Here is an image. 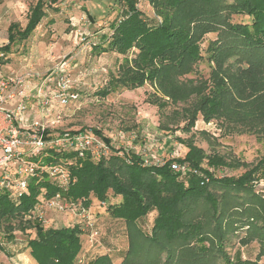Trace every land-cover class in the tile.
<instances>
[{
	"label": "trees",
	"instance_id": "1",
	"mask_svg": "<svg viewBox=\"0 0 264 264\" xmlns=\"http://www.w3.org/2000/svg\"><path fill=\"white\" fill-rule=\"evenodd\" d=\"M61 1L37 0L24 27L11 22L8 42L0 46V62H8L13 47L28 40L50 10L58 12ZM146 1L159 20H148L139 8L140 0H120V17L110 24L112 33L103 34L94 45L98 54L122 56L99 94L149 83L154 91L148 102L160 113L170 105L188 104L174 110L175 117L185 121L183 129L190 131L201 117L205 122L217 119L225 131L247 125L264 137V100L259 103L264 99L260 93L264 89V0ZM235 15L243 20L235 21ZM210 33L217 36L205 49L211 64L208 78L198 82L185 78L204 57L202 44ZM257 119L260 122L254 124ZM94 130L111 152L97 158L90 151L80 155L74 150L45 149L31 158L39 165L66 169L71 176L67 185L61 186L44 170L30 179L22 196L0 192V226L11 241L15 230L32 232L26 245L38 264H78L83 250L80 224L45 225L33 214L38 202L57 194L74 207L91 208L97 198L107 205L109 217L125 223L128 247L120 251V262L104 252L87 264H259L264 257V196L255 184L264 179V155L238 176L215 177L212 166L220 171L245 164L207 152L192 137L179 138L186 148L184 156L146 164L139 150L116 148L109 137ZM173 162L186 164L187 172L172 169ZM110 194L115 203L107 204ZM151 212H155L153 226L146 232L139 222ZM244 228L242 243H259L255 260L240 255L235 260L227 249L230 235Z\"/></svg>",
	"mask_w": 264,
	"mask_h": 264
},
{
	"label": "rangeland",
	"instance_id": "2",
	"mask_svg": "<svg viewBox=\"0 0 264 264\" xmlns=\"http://www.w3.org/2000/svg\"><path fill=\"white\" fill-rule=\"evenodd\" d=\"M36 1L0 0V46L8 42V27L11 22H19L22 27L26 25L30 6ZM138 5L151 23L159 20L148 1L140 0ZM59 8L58 12L49 11L28 40L13 47V52L8 55V62H0V74L14 72L26 76L29 93H33L42 82L56 92H61L57 84L58 78L65 76L70 79L69 92H77L79 96L67 104L54 99V106L48 111L47 117L50 120L60 115L54 131L84 129L95 132L94 129H99L112 140L116 148L139 150L151 163H162L174 156H184L186 148L179 138L192 137L207 152L214 151L224 155L229 161L239 160L245 164L238 169L223 167L220 171L219 167L212 166L210 172L215 177L220 174L238 176L264 155L263 135L251 131L247 125L240 130L225 131L217 119L205 122L200 117L193 129H183L185 121L182 116L175 117L174 110L188 104L182 102L178 106L170 105L160 113L157 106L148 102L150 93L154 91L149 83L134 90L119 88L107 96H101L99 90L107 83L110 72L117 70L122 56L114 52L98 54L93 47L102 40L103 34L112 33L110 24L120 17V0H62ZM234 20L241 21L243 16L235 15ZM216 36V33L206 35L202 44L204 57L194 73L185 78L196 82L208 78L211 64L205 49L209 40ZM260 91L264 94V89ZM262 100L264 99L259 100V103ZM27 101L30 118L41 117L43 109L39 99L30 97ZM252 102L254 100L249 103ZM259 122L257 119L254 124ZM166 126L169 128L166 129ZM255 190L264 196V179L255 184ZM113 199L115 197L110 194L107 204L115 203ZM119 201L118 197L117 202ZM78 209H71L70 205L63 210L44 206L34 216L45 221V225L61 227L74 223L75 218L79 219V214H76ZM106 209V204H102L97 198L92 199L90 217L100 236L95 241L84 237L83 242L91 247L92 254L89 258L108 252L113 255L115 263H118L122 256L120 251L128 247L127 232L124 221L105 217ZM99 215L105 218L101 219ZM154 216L155 212H151L140 220L139 223L146 232H151ZM85 228L89 229L87 226ZM245 228L231 234L227 241V249L235 260L238 255L243 260H255L259 251L257 241L248 245L242 243ZM7 233L0 226V240L3 242L0 245V258L3 264H15L11 257L26 252L27 239L32 232L15 230L12 241L8 239ZM87 233L90 236L91 230ZM82 255L83 253L80 255L82 262L78 261V264H87L90 259L86 260ZM15 260L18 263L25 262L24 259ZM259 264H264V257Z\"/></svg>",
	"mask_w": 264,
	"mask_h": 264
},
{
	"label": "built area",
	"instance_id": "3",
	"mask_svg": "<svg viewBox=\"0 0 264 264\" xmlns=\"http://www.w3.org/2000/svg\"><path fill=\"white\" fill-rule=\"evenodd\" d=\"M70 79L58 78L56 92L44 82L36 87L33 93L27 90L26 76L18 73L0 74V192L10 191L13 196L20 197L29 190V182L41 171H47L61 186L67 185L71 179L69 172L61 166H43L31 158L45 149L74 150L80 155L90 151L97 158L111 152L110 146L103 137L92 130H54L60 121V115L53 119L46 117L30 120L28 116L30 97L39 99L43 110L49 111L54 106L56 98L61 104L78 99L77 92H69ZM113 143V142H112ZM114 145V144H113ZM146 164H152L148 158ZM172 169L186 173V164L173 162ZM67 203L60 194L38 202L34 213L44 206L56 207L63 210ZM73 209L74 206H71ZM78 213L90 230L91 241L98 239L100 233L90 217V208L78 207ZM76 211V210H75ZM40 220H42L39 217ZM45 222V221H44ZM82 262V259H79ZM15 264H22L15 262Z\"/></svg>",
	"mask_w": 264,
	"mask_h": 264
},
{
	"label": "crops",
	"instance_id": "4",
	"mask_svg": "<svg viewBox=\"0 0 264 264\" xmlns=\"http://www.w3.org/2000/svg\"><path fill=\"white\" fill-rule=\"evenodd\" d=\"M29 89V85L27 84V90ZM30 109V108H29ZM43 114H42V116L40 117V116H36V117H33V119H37V118H43V117H49V112L48 111H46V110H43V112H42ZM28 116H29V118L31 117V115L29 114V111H28ZM30 120H32L31 118H30ZM80 216V215H79ZM77 217V216H76ZM106 218H109V216H108V214L105 216ZM104 216H102V215H99V218H101V219H103V218H105ZM110 219H113V220H118V219H114V218H111L110 217ZM112 221V220H111ZM120 221H123V220H120ZM73 224H80L81 226H82V229H83V232H84V235L82 236V239L84 238V237H89V235H88V230L89 229H87L86 230V228H85V222H84V219L80 216L79 217V219L78 218H75V221H74V223H71V224H66V225H64V226H69V225H73ZM111 230H113V229H111ZM100 233V232H99ZM84 241V240H83ZM89 241V240H88ZM83 244H84V246H83V250H82V253H83V255L82 256H84V258H86V260H87V258L88 259H91V258H89V255L90 254H92V252H91V247L90 246H87V245H85V243L83 242ZM92 246V245H91ZM120 251V250H119ZM81 253V254H82ZM13 258V260L16 262V260L15 259H24L25 260V262L24 263H22V264H38L37 263V261L31 256V254H30V248H26V252H21V253H18V254H16V256L15 257H11V259Z\"/></svg>",
	"mask_w": 264,
	"mask_h": 264
}]
</instances>
